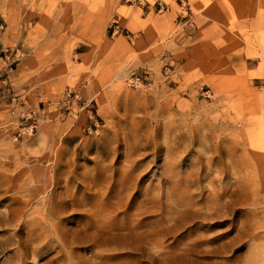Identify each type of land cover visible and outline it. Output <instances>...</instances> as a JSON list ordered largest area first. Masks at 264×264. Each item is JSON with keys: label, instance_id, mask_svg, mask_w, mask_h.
Listing matches in <instances>:
<instances>
[{"label": "rangeland", "instance_id": "rangeland-1", "mask_svg": "<svg viewBox=\"0 0 264 264\" xmlns=\"http://www.w3.org/2000/svg\"><path fill=\"white\" fill-rule=\"evenodd\" d=\"M0 264H264V0H0Z\"/></svg>", "mask_w": 264, "mask_h": 264}, {"label": "bare ground", "instance_id": "bare-ground-1", "mask_svg": "<svg viewBox=\"0 0 264 264\" xmlns=\"http://www.w3.org/2000/svg\"><path fill=\"white\" fill-rule=\"evenodd\" d=\"M196 206V205H195ZM197 210V209H196ZM206 211V210H205ZM197 212H198V210H197ZM203 213V212H202Z\"/></svg>", "mask_w": 264, "mask_h": 264}]
</instances>
